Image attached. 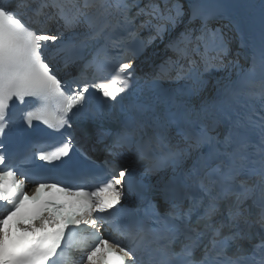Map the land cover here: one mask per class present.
Here are the masks:
<instances>
[{"label": "snow or ice", "instance_id": "obj_1", "mask_svg": "<svg viewBox=\"0 0 264 264\" xmlns=\"http://www.w3.org/2000/svg\"><path fill=\"white\" fill-rule=\"evenodd\" d=\"M0 0V264H56V257L69 259L71 236L82 223L96 229L107 223L125 236L122 247L118 241L110 244L100 239L83 249V264H93V257L102 245L117 255L116 264H264V47L260 51V69L241 70L235 79L231 76L214 87L210 100L197 106L184 96H163L155 87L145 100L122 106L119 113L103 107H86L89 88L98 89L106 100L104 105L115 109L136 83L133 64L120 62L110 80L89 84L82 80L62 81L52 61L62 59L64 66L86 59L85 51L93 45L95 54L85 68L103 70L105 63L116 57L129 55L134 59L156 39L168 37L167 48L175 56L161 65L162 76H168L173 66L179 67L178 79H193L198 87L192 95L207 87L204 73L223 64L213 63L226 48L218 33L215 51L217 58L207 55L208 30L206 5L200 0H188L190 20L204 21L200 35L184 24L185 5L180 0ZM136 8V15H131ZM146 17L138 28H147V40H139L135 21ZM57 23L63 29L51 34L47 25ZM127 32V37L118 34ZM65 33H70L65 39ZM173 33H176L173 35ZM135 43L136 47L130 48ZM201 44L204 51L201 52ZM72 52L68 57L66 53ZM194 56L204 65L200 71ZM181 61L188 63L185 69ZM255 64V58H254ZM258 76L259 83L254 82ZM83 82V86L80 84ZM153 85H156L154 80ZM75 85V86H73ZM32 98L39 107L27 111L22 119L34 127L33 121H42L48 127L60 130L70 121H93L100 116L111 117L115 132L111 151L124 159L154 160L151 167L177 164L200 153L197 164L185 179L195 177L199 195L183 184L152 195L161 196L169 207L163 213L152 203L150 190L143 185L134 188L132 172L121 168L110 169V179L94 191L83 185L39 182L34 192H26L27 172H20L3 143L4 134L11 129L10 104L26 103ZM111 102V103H110ZM259 105L257 109L256 105ZM224 129L223 133L220 131ZM221 135L223 138H221ZM175 141V143H174ZM73 137L54 152H45L35 146L33 154L42 161L60 160L72 150ZM207 148V154L201 149ZM120 149H127V155ZM159 151L154 157L153 152ZM27 159V157H26ZM127 177V178H126ZM127 191H135L137 198L148 202L153 210L151 223H125L123 208H117ZM54 189L81 201V211L60 217L46 212L29 222L15 223V237L8 227L26 200L38 201L42 190ZM111 193L107 198L101 193ZM179 201V204L176 203ZM187 201V207H183ZM55 209L63 205L48 201ZM253 209H257L253 216ZM111 210V211H110ZM102 214L94 218L93 214ZM154 225V226H153ZM69 242L62 241L69 228ZM98 238V232H94ZM58 249L60 252L58 253Z\"/></svg>", "mask_w": 264, "mask_h": 264}, {"label": "bare ground", "instance_id": "obj_2", "mask_svg": "<svg viewBox=\"0 0 264 264\" xmlns=\"http://www.w3.org/2000/svg\"><path fill=\"white\" fill-rule=\"evenodd\" d=\"M224 5V11L227 14L226 18L230 19L232 22L237 20L242 22L244 30L243 39L245 40V47L247 49L246 59L244 64L242 63V65L245 66L248 62H251L252 57L258 51L261 43L264 42V20L261 18V14L264 9V0H225ZM195 35H200V30L196 29ZM237 37L240 39L239 36ZM149 52L150 51H147L145 54L147 64L154 61L153 59H148ZM183 64L186 65V61H183ZM202 91H205V88L202 89L201 92Z\"/></svg>", "mask_w": 264, "mask_h": 264}, {"label": "rangeland", "instance_id": "obj_3", "mask_svg": "<svg viewBox=\"0 0 264 264\" xmlns=\"http://www.w3.org/2000/svg\"><path fill=\"white\" fill-rule=\"evenodd\" d=\"M208 37L207 40L210 43H218L217 40H212L211 33L216 32L218 33V37L222 36L224 41L226 42V51L221 54L218 58L217 56L214 58H217V62L219 63V60L223 61V64L219 67V70L216 68L210 69L208 72L204 73V79L207 81V87L212 86L214 83H216L221 78H228L229 76H233L236 72H238L241 69L243 60L245 59L246 55L245 53L238 49L235 39H233V35L231 34L230 27L227 24H224L222 21H219L215 23L214 25H211L208 29ZM161 47L156 46L151 49L149 52V57H153L154 55H157L161 53ZM244 54V55H243ZM197 61V64L200 68V71H204L201 69V60L199 57L193 58ZM214 82V83H213Z\"/></svg>", "mask_w": 264, "mask_h": 264}]
</instances>
